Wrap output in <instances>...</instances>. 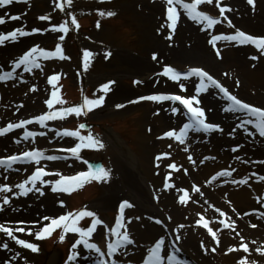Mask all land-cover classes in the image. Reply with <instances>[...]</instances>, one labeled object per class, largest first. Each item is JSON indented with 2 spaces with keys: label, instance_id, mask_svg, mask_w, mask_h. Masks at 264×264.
<instances>
[{
  "label": "rangeland",
  "instance_id": "obj_1",
  "mask_svg": "<svg viewBox=\"0 0 264 264\" xmlns=\"http://www.w3.org/2000/svg\"><path fill=\"white\" fill-rule=\"evenodd\" d=\"M160 1L162 0H74L73 6L71 8L66 7L64 12L55 8V0H28V3L16 2L5 8H0V17L6 20L5 24L0 25V33H8L17 28L27 32H31L32 29L41 30L40 33L18 37L17 42L6 41L4 46H0V50L3 49L4 54L8 55L13 63L33 46L42 47L46 51H54L57 43L61 44L65 55L70 57L68 60L53 59L40 62L43 71L34 69L31 73H25L23 68L18 69L19 79L6 83L0 82V127L8 123L19 122L26 117L33 119L50 111L45 101L51 97L53 91V85L48 83V77L52 75L59 77L53 83L56 89L59 90L58 94L67 102L64 105L65 107L80 104L82 94L89 98H93V94L97 97L103 95L99 91L101 85L110 80L116 82L111 86L112 90L106 95L104 105L90 112L88 116L69 115L64 120L47 121V126L43 128L37 123L27 125L29 131L46 133L44 136L38 135L28 140L22 139L24 129L12 136L0 138V141L7 137L9 141L11 140L5 145L4 149L0 150V157L12 154L19 155L23 151L33 148L44 151L45 155L70 156L69 153L60 152L59 149L73 147L78 141L72 137L58 136L56 133L64 130H79L81 135H87L91 131L94 136L99 137L105 147L100 150L83 149L80 154L84 160H98L104 164V168L111 169L109 181L107 183L94 181L90 186H84L71 195L52 193L50 186L45 187L44 196L32 192L26 197L21 196L22 199H17L12 193H0V205H2L3 196L7 195L10 198V203L4 205V210L0 211V223L15 228L13 227L14 224L16 227L19 226L17 222L31 219L32 214H34L33 211L28 210V213H24L22 206L26 209H34V212L38 215L42 212V215L46 213L42 210L47 211L56 208L58 209V211H55L56 213L64 214L68 211L81 210L86 206L88 210L95 211L109 227H112L118 215L119 204L124 200H128L134 204V207L128 209L126 222L128 219L132 221L127 227L136 243L129 246V249L133 250L132 252L128 251L127 256L120 257L121 264H142L143 258L147 255V249L154 246L159 238L165 240V248L169 254L174 253L177 255L178 253L179 260L183 261V251H177V249H180L177 244L180 245V243H183L182 241L190 238L191 233L187 231L185 222L189 219L191 223H188V225L196 227L200 216H204L205 219H210V221L211 217L208 213H201L197 210L191 212V215L189 211L183 209L179 213L175 200H180L182 190L178 191V195L174 199L175 204L170 203L168 200L169 195L167 196L165 193L168 188L165 189L164 185L171 179L162 175L161 168L159 171V167H156V162H167L168 166V163L170 164L173 160L181 159L174 152L175 147L173 145L171 148L168 147L172 143L179 144L177 141L168 138L157 139V137L163 136L168 130H177L178 126L186 119L184 118L183 121L177 124L170 118L169 114L171 112L166 109H170L171 102L162 104L150 101L129 103L131 100H138L139 97L152 94L178 93L185 96L192 95L194 94L193 84H187L188 92L179 93L178 85L175 82L169 79L161 82L157 73H161L164 66H172L178 71H186L196 65L203 68L197 62L177 63L171 60L170 55L182 53L183 50L178 49L179 47L189 48L191 43L189 39H186L185 43L180 42L179 46L173 47L178 49L176 51L166 46L169 43L168 40L167 43L164 42L160 46L161 41L159 39L161 38L159 36L163 29L159 33L157 30L160 28L161 23L165 22V7L163 10H157L156 8ZM215 4L216 0H213L212 5H201V10L219 18V9L215 7ZM221 6H228L232 9L226 15L235 26H239V22L246 20L248 17L264 19V0H256L255 10L247 4L246 0H221ZM69 11L77 17L80 25L78 29L71 25V17L67 15ZM99 11H113L116 15L113 17H100L98 15ZM178 11L181 14L180 26L191 33L204 32L203 35L208 37H211V35L234 34L227 23L223 21V17H220L221 24L206 33L200 30L199 25L187 19L182 10L178 9ZM257 11L258 13H256ZM12 15L20 16L21 19L15 21L9 19ZM42 15H50L51 20H39L38 17ZM65 20L69 22V33L63 41H60L58 37L61 34L51 32L49 29ZM98 21L100 23L99 28L96 27ZM262 24L257 29H247L241 26L240 30L254 36H264V22ZM220 45L229 49L235 45V42L231 44L224 41L217 42V46L220 47ZM160 47L167 50L166 56L168 57L160 58L159 69L156 68L158 70L155 73L152 71L145 72L146 74L140 73L138 65L156 62L151 57L154 53L157 56L161 55ZM208 47H210L209 43ZM244 47L249 49V52L245 53H248V56L258 55L254 46L244 45ZM85 51L93 53L88 58L87 63L89 66L87 70L84 67ZM106 52L112 54L107 59L105 58ZM245 62L246 71L261 75L264 81V57H260L256 61L250 59ZM253 64H255V67H252ZM7 68L0 65V69L3 71L11 70V68ZM234 69L236 70V68ZM238 70L240 68H237ZM150 73L153 74L149 78H145ZM135 81H141V83L137 84ZM258 85L260 90L253 89L252 93L259 91L262 98H264V82H258ZM33 86L37 89L35 92L29 90ZM172 88L173 91H171ZM215 92L217 91L209 90L208 93L202 94V99L206 97V94H214ZM240 96L243 97L242 94ZM117 104H124L125 107L118 109ZM59 107V105L55 106L56 109H59ZM217 114L222 118V122L219 119L213 121L211 118L206 117L211 122L221 124L227 134L231 132L236 124L240 123L238 116L242 115L224 113L222 108L219 109ZM81 123L90 126L88 130L79 129ZM248 127L249 131H254L251 126ZM191 136L187 156L192 155L193 159L198 162L199 167L204 168L205 177L202 182L223 198L220 202L225 203V201H228L224 190L228 191L229 188L238 192L242 190V192L248 194L250 199V203H244L245 207L243 208L249 206L245 211L261 210L264 212V198L260 195L264 194V181L260 180V176H264V165L259 164L257 160H250L249 155L246 153V151H249V143L254 137L263 144L264 138L259 137L258 134L248 136L243 129H237L234 137L238 136L245 141L243 143L233 142L231 145L230 141L233 137L229 135L223 137L222 143L215 142L213 134H191ZM16 139L21 140L19 145L14 142ZM181 146L184 147L185 145ZM233 146L238 147L239 150L232 152ZM161 152L169 154L174 152L175 156L174 158L161 157L157 161L155 157L161 155ZM205 156L215 157V159L204 160ZM237 156L239 159H236ZM201 161L203 162L201 163ZM184 162L186 163V161ZM58 164L59 166L42 165L46 167V170L60 171L66 175H73L79 171L87 170V164L73 158L60 161ZM198 165L195 167H198ZM190 167L193 166L190 165ZM13 168H21L22 170L19 172H4L3 169H0V184L15 185L21 183L34 171V166L31 165L13 166ZM225 170L231 171L232 175L230 177H220L217 180L212 179L218 172ZM5 175L8 176L7 180L4 179ZM45 179L55 178L45 177ZM132 179L141 189V196L147 199L149 205L142 202L140 205L138 200L135 201L130 198L127 189L130 188L129 182ZM242 179H247L248 183L239 184L234 182ZM118 181L120 183H117ZM14 191H18V189L14 188ZM119 198L121 199L118 201ZM61 200L64 201V207H60L59 202ZM15 204H21V206L16 208ZM27 206L30 208H27ZM233 206L236 207L234 204ZM136 217H140V219L137 220ZM156 219L161 220L162 223L156 224L154 222ZM222 220L225 223H230L225 218ZM90 223L91 218H84L80 221V226L88 227ZM181 224L184 225L183 228L179 227ZM257 224L264 225V217H261ZM221 225L223 226V224ZM209 227L212 228L213 224ZM60 231L57 229L50 238L41 241L35 240L34 235L15 233L18 238L36 243L40 248L38 253H32L30 250L21 248L10 238L0 233V245L5 242L9 244V249L0 247V259L2 258L0 264L3 260L11 259V257L15 258L18 264H25V262L27 264H66L71 245L78 236L68 233L65 241L60 243ZM105 231L103 226H98L97 232L93 234V241L98 238V233L102 232L103 242H109L112 237L105 236ZM207 235H209L208 232ZM177 236L180 237L179 241L176 240ZM210 239L212 240V238ZM218 239L220 241L218 248L224 253L223 259L226 264H237L238 260L245 256L249 260H256L257 264H264V256L251 253V251L243 253L240 246L246 242L230 245L227 239L220 237ZM174 245L175 247H173ZM204 245L205 248L215 247L216 241H205ZM248 246L252 250L256 247V244H248ZM229 247H235L239 250L225 254ZM78 251L81 252V255L77 260L78 263L74 264H81L85 258H89L88 261L91 264L95 262V254H89L87 250H83L82 246L78 247ZM17 253H19V256H17ZM165 264H167L166 261ZM189 264L191 263L189 262Z\"/></svg>",
  "mask_w": 264,
  "mask_h": 264
},
{
  "label": "snow or ice",
  "instance_id": "obj_2",
  "mask_svg": "<svg viewBox=\"0 0 264 264\" xmlns=\"http://www.w3.org/2000/svg\"><path fill=\"white\" fill-rule=\"evenodd\" d=\"M16 2L28 3V0H0V8H5L6 6L12 5ZM247 4L255 10L256 0H246ZM74 0H55V8L59 9L61 12H64L66 7L71 8L73 6ZM162 3L165 7V22L160 25V28L157 30L158 33L161 29H167V35L165 39L168 41H173V37L176 34L178 22L181 19V14L179 10L183 11L184 16L187 19L191 20L195 24L200 26V30L205 31L213 29L215 26L221 24V20L213 15L206 13L201 10V5H212L213 0H162ZM215 7L219 9V16L223 17L227 21V26L229 28L235 29L234 34L231 35H211L208 43L215 50L214 54L217 59H223L222 50L217 47V42L224 41L228 44L235 42L237 46L240 45H252L256 49L257 54L251 55L249 58L253 61L264 57V36H254L248 34L245 31L236 28L232 23L226 12H231L232 9L228 6H221V0H216ZM7 15V13H5ZM67 15L71 17V25H74L77 29L80 27L77 17L68 12ZM98 15L100 17H113L116 15L113 11H99ZM11 20H19L20 16L12 15L9 17ZM41 21H50V15H42L38 17ZM6 23V20L3 17H0V25ZM96 27H100L99 21L96 24ZM51 32L60 33L58 37L60 41L65 39V36L69 33V22L65 20L58 25H53ZM40 29H32L31 32L24 31L21 28H17L8 33H0V46H4L6 41L17 42L18 37H26L36 33H40ZM42 34V33H41ZM171 47V44H169ZM93 53L88 51L84 52L85 58V70L88 68V58L91 57ZM112 54L111 52L105 53V58L107 59ZM152 60L158 62V56L154 53L152 55ZM47 59H59V60H68L70 57L65 55L64 49L61 44L57 43L55 45L54 51H46L44 48L39 46H33L29 50L25 51L18 59L15 60L14 64L11 66L10 71H3L0 69V82L6 83L8 81H14L19 79L20 76L17 73L18 69L23 68V72L31 73L34 69H40L43 71L41 60ZM255 67V64L252 65ZM159 76L167 77L169 80L175 82L178 85L179 93L188 92V83L194 85V94L192 95H181L178 93L175 94H152L139 97L138 100H131L129 103H138L140 101H150L155 103H164L171 102L170 112L173 115L179 114L181 117L186 119V122L182 123V126L178 130L171 129L166 131L163 136L157 137V139L168 138L173 141H177L180 145H185L183 151L188 152V145L191 143L192 136L191 134H202L208 135L213 133H224L223 127L218 123H213L209 121L206 117V109L201 107L202 104V94L208 93L209 90H215L220 94V99L225 102L222 111L229 114H242L238 116L240 120L239 124H236L232 128L231 132L228 133L229 136L234 138V134L237 129H243L244 133L248 136L258 134L259 137L264 138V107L254 106L248 102L243 101L238 98L237 95L232 93L221 81L214 78L207 70L202 67H190L185 72L178 71L172 66H164L161 73H157ZM225 76L228 74L225 73ZM195 78V79H192ZM59 77L57 75H52L48 77V83L53 85V91L51 92V97L45 101L47 108L50 110L45 114L39 115L33 119H25L19 121V123H8L6 127H0V137H4L6 134L12 132L15 129H24L23 131V140H28L29 138H35L38 135L44 136V132H35L29 131L27 125H32L34 123L39 124L42 128L46 127L47 121L54 120H64L69 115L79 116H88L90 112H93L95 109L100 108L105 103L106 95L112 90V85L116 82L110 80L103 85H101L99 91L103 95L98 97L93 94V98H89L86 95L82 94V102L77 106H68L64 105L67 103L61 98L58 94L59 90L56 89L54 81H57ZM139 84L141 81H135ZM237 85L239 81L236 82ZM30 91L35 92L37 89L35 86L29 89ZM59 105V109H56L55 106ZM178 105V106H177ZM179 106H182L179 107ZM22 107V105H21ZM116 107L124 108V104H117ZM186 110V111H185ZM208 112L212 109H207ZM158 114V113H157ZM254 131H249V127ZM85 125L81 123L79 129H84ZM58 136L72 137L78 141L73 147L61 148L59 149L62 153H69L70 156H60V155H45L44 151L33 148L31 150H25L21 154H12L5 157H0V169H3L4 172L9 171H21V168H13L14 165H31L34 166V171L23 180V182L9 185L6 183L0 184V193H12L16 198L21 196H28L29 193L35 192L39 196L45 195V187L50 186V191L52 193H64L71 195L74 191L79 190L84 187L85 184H89L93 181L107 183L110 179L111 169H106L103 166L96 167L95 165L89 163L87 160H84L81 156V151L83 149H94L100 150L104 149V143L99 139L98 136H94L91 131L87 135H81L79 130L70 131L64 130L62 132L56 133ZM17 145L20 144L21 140L16 139L14 141ZM169 148L172 147V144L168 145ZM238 147H233L232 152H237ZM162 156H170L169 153H162L155 157L157 161L161 159ZM73 158L76 161H82L87 164L86 171H79L75 175H63L60 171H51L46 170V167L42 165V161H60L68 160ZM187 159L193 164L196 161L193 160L192 155H188ZM215 159V157L205 156L204 160ZM236 159H239L237 156ZM203 161H201L202 163ZM259 163L264 164V161ZM70 166V165H69ZM172 169H176L177 165L175 163H170L168 165ZM156 167H159L157 164ZM187 171V170H185ZM233 171H235L233 169ZM232 175L231 171H221L218 172L215 176L212 177L213 180H217L220 177H230ZM45 177H58V179H45ZM4 179L7 180L8 176L5 175ZM260 180L264 181V176H260ZM239 184H247V179H242L239 181H234ZM39 185V186H38ZM165 189L171 187V185L165 183ZM18 189V191H14ZM196 192L200 193V188L196 187L194 189ZM203 195V193H201ZM188 193L185 192L184 196L180 197L179 202L183 205L186 203V198ZM10 203V198L5 195L2 197V205H0V211H3L4 205ZM60 207H64V201L61 200ZM134 207V204L128 200H124L119 204L118 215L115 219V224L112 227H109L99 215L93 211L88 210L87 207L78 210V211H68L64 214H61L57 217H51L45 215L34 222H25L19 221L18 225L15 228L8 227L4 223H0V233L4 234L11 241H14L16 245L20 246L23 249L30 250L32 253H38L40 251L39 246L33 242H27L22 238H18L15 233H26L29 236L34 235L35 240L41 241L47 238H50L53 233L59 229L60 236L59 242L63 243L65 241L66 235L72 233L78 236L72 243L70 248V255L67 257L66 264L68 262H75L78 260V257L81 255V252L78 251V247L82 246L83 250H87L89 254H95L94 264H121L120 257L128 255L129 246H132L136 243L135 239L131 236L127 225L132 221L128 219L125 222V210ZM219 215L224 217L226 213L217 209ZM235 212V209H233ZM84 218H91L90 226L81 227L80 221ZM137 220L140 217H136ZM48 222V223H44ZM156 224H161V220L156 219L154 221ZM223 224L225 229L231 228L232 223H225L223 220L220 221ZM39 225V227H37ZM198 226H202L207 229L208 234L211 236L213 241H216V246L212 247L211 251L215 252L217 247H219L220 241L217 237V233L209 227V221L205 219L204 216H200V219L197 221ZM98 226H103L106 230L104 235L107 237H112L109 242L106 243V250L98 243L93 241V234L97 232ZM180 228H183L184 225H179ZM256 227V225H252ZM123 229V231H122ZM237 236L240 234L237 232ZM176 240L179 241L180 237L177 236ZM253 243H255L253 241ZM3 249H9V244L7 242L0 245ZM175 247V245L173 246ZM201 247L204 248L205 245L201 242ZM243 253H249L250 249L248 244L242 243L241 246ZM180 249H177L179 251ZM239 249L235 247H229L227 253L236 252ZM257 253L261 256H264V247H258L255 249ZM162 252L164 253L162 255ZM19 256V253H17ZM183 264V261L179 260L176 255L168 254L165 248V240L159 238L154 246L147 249V255L142 260V264ZM27 264V262H25ZM237 264H257L256 260H249L247 256L242 257L238 260Z\"/></svg>",
  "mask_w": 264,
  "mask_h": 264
},
{
  "label": "bare ground",
  "instance_id": "obj_3",
  "mask_svg": "<svg viewBox=\"0 0 264 264\" xmlns=\"http://www.w3.org/2000/svg\"><path fill=\"white\" fill-rule=\"evenodd\" d=\"M156 8L157 10L164 9V5L162 1H160L156 5ZM256 13H258V11ZM226 14L227 12L225 13V15ZM223 21L227 23V21H225L224 19ZM263 22H264L263 18L252 19L251 17H248L246 18V20L239 22L238 24L239 26H236V27L241 29V26H244L247 29H257L263 25L262 24ZM230 29H231V32L234 33L235 29L233 28H230ZM167 31L168 30L166 28L163 29V31L161 32L159 36V38H161L159 39L161 41L160 46H162V43L164 42L167 43V40L164 38L165 35H167ZM203 34L204 32L203 33H198V32L191 33L187 31L185 28L182 29V26H180V23L178 22L177 31L173 37V41L171 42L169 41V43H167L166 46L170 47L169 44H171V48L177 47V45L179 46L180 42L185 43L186 39H189L191 43L188 49L179 47L178 49L183 50L182 53L179 52L178 54L170 55L171 60L177 63H182L186 61L199 63L214 78L221 81L232 93L234 92L237 93L238 98L254 106L264 107V98H262L261 92L255 91V93H252L253 89L260 90V86L258 85V82H264L262 80V76L258 75L257 73H251L250 71H246V68H245L246 67L245 61L250 60L249 59L250 55L248 56V53L245 54L246 52H249L248 51L249 49H245L244 45L237 46L235 44L233 47H230L229 49H226L225 46L220 45V47L219 46L217 47L222 50L223 59H217L214 54L215 50L212 48L211 45L210 47H208L207 39L209 38L210 40L211 37H208L207 35H203ZM178 49L173 48L171 50L176 51ZM160 53L161 55L158 56L159 57L158 62L156 61L150 64L146 63L144 65H138V68L140 70L139 72L142 74L143 73L146 74L145 72L149 73L151 71L155 73V71L159 69L158 67L161 64V62H159L160 58L168 57L166 56V53H167L166 49L161 48ZM11 62L12 60H10L8 55H5L3 49H1L0 50V65L3 67H8L7 69H10L12 64H14L13 62L11 64ZM193 67H200V66L196 65ZM227 68H230V69H227ZM234 68H236V70ZM237 68L238 69L240 68V70L237 71ZM225 73H227L228 75L225 76L224 75ZM152 74L153 73H150V75H147L145 78H149ZM167 79H168L167 77L160 76L161 82L166 81ZM237 81H239L238 85L236 83ZM171 91H173V88L171 89ZM240 94H242L243 97L240 96ZM224 103L225 102L220 99V95L217 92H215L214 94L209 93L206 95V97L202 99L201 107H204L206 109L207 117L211 118L213 121L219 119L222 122V118L217 113L220 108H223ZM209 108L212 109V111L208 112L207 109ZM169 116L177 124L181 120L184 119L179 114L173 115L172 113H170ZM25 119H28V117H26ZM166 121H168V119H166ZM179 127H181V125ZM15 133H18V131H14L7 135L12 136ZM213 135L215 136V142L222 143L223 137L228 134L224 132L223 134L213 133ZM7 138L0 141V150L4 149L5 145L11 142V140L9 141V139ZM244 141H245L244 139L238 136H235L230 141V145L233 142L243 143ZM158 144L163 145L161 143H158ZM172 145L175 147L174 152L177 154V157H180L181 159L179 160V158H177V160H173L170 163H175L177 165V169L179 170L177 171L176 169L170 168L169 166H167V162H156V164L159 165V171L161 168L162 175L170 177L171 180H169L167 183L173 184V187L165 191L166 195L167 196L169 195V199H168L169 202L174 203V199L177 197L179 190H182V192H187L188 197L186 198L185 204L182 205L179 202V200L178 201L175 200L176 204L175 203L174 204L177 206L179 213L182 212V209L189 211L190 215H191V212H193L194 210L201 211V213L202 212L208 213L211 217L213 229L217 233L218 238L220 237V238L227 239L230 245L239 244L243 241L249 245L256 244V247L250 251L251 253L259 254L255 251V249L258 247H264V225L257 224V221L261 217H264V212L261 210L245 211V209L249 208V206L246 208H243L245 207L244 203H250V199L248 197V194L246 192H242V190L239 192L233 191L230 188L228 191L224 190L225 194L227 195L228 201L227 202L225 201V203L220 202L223 200V198L218 193H216L214 190H211V188L207 187L205 183L202 182V179L205 177L204 168L199 167L197 161L195 164H193L191 161L187 159L188 157L187 152L183 151V148L185 146L183 147L180 144H175V143H172ZM233 147H236V146H233ZM174 152L173 154L171 153L170 156H166V158L167 157L174 158L175 156ZM246 153L249 155L250 160H257L258 162L264 161V144L259 139L254 137L252 141L249 143V151H246ZM184 161H186V163ZM56 162L55 163L45 162L43 164H49L51 166H59V164ZM259 164L264 165L262 163H259ZM190 165L193 167H190ZM197 165L198 167H195ZM63 175H66V174H63ZM53 178L58 179V177H53ZM120 181H118L117 183H120ZM129 184H130V188H128L127 191L129 192L130 198H132L135 201L138 200L140 205H141V202L144 204L147 203L149 205L150 203L147 201V199H144L143 198L144 196L143 197L141 196V189L136 183H134L133 179L129 182ZM196 187L200 188V193L194 190ZM201 193H203V195H201ZM260 195L264 198V194H260ZM17 199H22V198L19 197ZM120 199L121 198H119L118 201ZM232 201H234L233 204L236 207L233 206ZM20 206L21 204H15L16 208ZM21 208H23L24 213H26L28 210L33 211L34 214H32L33 217L31 219H24L25 222H29V223L34 222L45 215H48L51 217H57L62 214V213H56L55 211H58V209L56 208L52 210H47V211L42 210L46 212L43 215H42L43 212L39 215L36 214V212H34V209H26L24 208V206H22ZM27 208H30V207L27 206ZM217 209L224 211L226 215L224 217H221ZM233 209H235V212H233ZM128 211L129 210H126L125 212V222H126ZM223 218H225L226 220H229L230 223H232L231 228L225 229L224 226L221 225L220 221ZM44 223H48V222H44ZM188 223H191L189 219L187 220V222H185V224H187V231L191 233L190 238L188 240L182 241L183 243H180V245L174 241L175 244H177L180 247V249L183 251L182 258L185 262L184 264H189V262L191 264L192 263L193 264H226L225 260L223 259L224 253L218 247L215 252L211 251L212 249L211 246L210 248L201 247V242L204 243L205 241L206 242L212 241L210 239L211 236L207 235V232H205V229L198 227V225L196 227L190 226L188 225ZM171 225L172 223L169 225V230H170ZM252 225H256V227H252ZM19 226H24V225H19ZM13 227H16L15 224ZM37 227H39V225ZM237 232L240 234L239 236L236 235ZM101 233H98L97 235L98 238L94 242H98L105 250L106 243L103 242ZM253 241L255 243H253ZM128 251H131V250L128 249ZM134 255L136 256L137 254H134ZM88 260L89 258L87 259L85 258V260L81 264H88ZM1 263L2 264H18V261H16L15 258L11 257V259H5ZM74 263H78V262L76 261L68 262V264H74Z\"/></svg>",
  "mask_w": 264,
  "mask_h": 264
}]
</instances>
